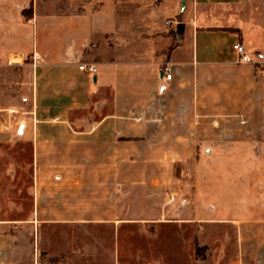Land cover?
Segmentation results:
<instances>
[{
	"label": "crops",
	"instance_id": "obj_1",
	"mask_svg": "<svg viewBox=\"0 0 264 264\" xmlns=\"http://www.w3.org/2000/svg\"><path fill=\"white\" fill-rule=\"evenodd\" d=\"M18 53L34 66L37 154L53 138L46 131L64 130L50 150L62 162L84 155L92 163L52 170L59 191L76 192L79 179H65L82 175L108 192L124 180L127 148L135 160L196 159L202 178L204 165L228 161L225 176L241 161L249 186L260 183L264 209V0H0V55L10 63ZM253 160V168L243 163ZM257 217L260 234L264 212Z\"/></svg>",
	"mask_w": 264,
	"mask_h": 264
},
{
	"label": "rangeland",
	"instance_id": "obj_2",
	"mask_svg": "<svg viewBox=\"0 0 264 264\" xmlns=\"http://www.w3.org/2000/svg\"><path fill=\"white\" fill-rule=\"evenodd\" d=\"M33 67L0 55V264H262V190L256 181L249 186V169L236 168L241 161L225 176L228 161L201 166L202 178L196 159L135 160L126 148L124 180L114 178L108 192L82 175L65 179H79L76 192L59 191L52 170L92 163L84 155L62 162L50 150L64 130L46 131L53 138L37 154ZM136 169L141 175H132ZM248 219L258 221L251 228Z\"/></svg>",
	"mask_w": 264,
	"mask_h": 264
},
{
	"label": "built area",
	"instance_id": "obj_3",
	"mask_svg": "<svg viewBox=\"0 0 264 264\" xmlns=\"http://www.w3.org/2000/svg\"><path fill=\"white\" fill-rule=\"evenodd\" d=\"M168 24L169 22L166 21ZM234 50L239 55L240 61L242 62H250L251 58L248 56V54L245 52L243 46L240 43H235L233 45ZM78 69L80 71H85L89 74H95L96 73V67L94 65H86V64H79ZM161 79L165 81H169L172 78V66L169 63H165L161 68Z\"/></svg>",
	"mask_w": 264,
	"mask_h": 264
},
{
	"label": "bare ground",
	"instance_id": "obj_4",
	"mask_svg": "<svg viewBox=\"0 0 264 264\" xmlns=\"http://www.w3.org/2000/svg\"><path fill=\"white\" fill-rule=\"evenodd\" d=\"M21 60H22L21 55H18V54H16V55L11 54V55L9 56V61H10V63H19V62H21Z\"/></svg>",
	"mask_w": 264,
	"mask_h": 264
},
{
	"label": "water",
	"instance_id": "obj_5",
	"mask_svg": "<svg viewBox=\"0 0 264 264\" xmlns=\"http://www.w3.org/2000/svg\"><path fill=\"white\" fill-rule=\"evenodd\" d=\"M182 28H180V29H178V32H177V34H179V32H180V30H181Z\"/></svg>",
	"mask_w": 264,
	"mask_h": 264
}]
</instances>
